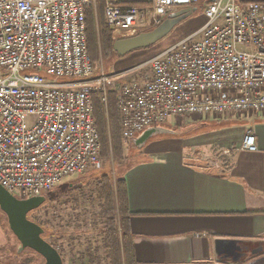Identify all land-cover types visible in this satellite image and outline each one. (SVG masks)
Masks as SVG:
<instances>
[{
    "label": "built area",
    "instance_id": "built-area-1",
    "mask_svg": "<svg viewBox=\"0 0 264 264\" xmlns=\"http://www.w3.org/2000/svg\"><path fill=\"white\" fill-rule=\"evenodd\" d=\"M98 1L0 0V185L19 200L103 167L92 93L100 86L107 106L113 78L94 79L89 54L86 11ZM102 1L114 42L183 9L202 8L206 18L198 31L127 72L149 68L151 76L116 90L124 141L174 118L264 113V2ZM28 70L73 81L22 74ZM240 149L257 152L255 135L249 132Z\"/></svg>",
    "mask_w": 264,
    "mask_h": 264
},
{
    "label": "crops",
    "instance_id": "crops-1",
    "mask_svg": "<svg viewBox=\"0 0 264 264\" xmlns=\"http://www.w3.org/2000/svg\"><path fill=\"white\" fill-rule=\"evenodd\" d=\"M126 62L117 65V73L143 60ZM202 120H192L188 128L214 127L158 139L125 171L138 264H264V113ZM249 132L257 152L240 149ZM225 150L232 155L223 156ZM220 240L235 241L247 252L246 261L218 255ZM9 243L0 222V250Z\"/></svg>",
    "mask_w": 264,
    "mask_h": 264
},
{
    "label": "rangeland",
    "instance_id": "rangeland-1",
    "mask_svg": "<svg viewBox=\"0 0 264 264\" xmlns=\"http://www.w3.org/2000/svg\"><path fill=\"white\" fill-rule=\"evenodd\" d=\"M238 2L240 1L238 0ZM103 3L104 2L102 0H99L97 2L96 8L94 9L92 7L97 25L106 21L103 15ZM204 24L205 12L204 9L199 8L191 18L181 23L175 30L171 32V34H169L155 46H152L148 49L135 51L125 57H117L115 55H111L109 57L103 52L100 42L99 51L93 59L95 66L94 79H99L102 77L113 78L108 82L109 84H107L106 87L108 90L109 99L110 93H115L117 95L116 90L120 84L132 82L134 80L141 82L146 78H150L151 76V71L149 68L140 71L138 70L132 73L127 72L137 69L147 60L159 55L163 51L189 37ZM98 31L99 30L97 29V33H99ZM147 55L149 56L147 57ZM133 57H137V59H141L143 62H141L138 67L124 72L127 74L126 76L120 77L122 74L117 73V65L119 63V65L125 64L127 63L126 61H129ZM22 74H37L46 79L47 82L51 83L73 81L72 79L68 78L49 77L44 72H38L35 70H28ZM93 88L96 89V93H98L101 97V94L98 92L101 87L94 86ZM104 106L106 109H108L109 102L107 106ZM225 118L226 117H218L216 119L222 120ZM204 120L205 118L202 121ZM193 121L192 118H183L181 120L174 118L170 120L169 123L165 125V127L182 132L186 129H189L188 125H190V123ZM211 122H213V120ZM213 124L217 123L213 122ZM204 125L205 126L201 129H195L188 134H182L179 136L163 135L155 137L148 141L146 146L142 149L135 147L133 143L124 141L121 128V157L115 158L112 151L110 152L109 158H105L102 155L103 167L101 170L89 171L84 175L68 178L64 184L57 187L55 190L45 196L47 198L45 204L40 209L29 214L28 219L34 223L37 222L39 224H43L46 227H50L53 230L56 235L55 241L58 242L60 252L65 255V261H67L68 264H105L104 251L102 249V222L98 216L99 202L96 195V185L94 184L93 178L105 173L110 174L112 178L123 177L127 167L135 162L137 160V156L141 155L142 151L152 142L162 138H184L214 127L211 126L212 124L210 123H205ZM0 221L10 237L8 248L5 251L0 252L1 264H28V260H32V263L29 264L44 263L43 258L33 251L25 250L19 253L20 243L11 232L7 217L1 211V209ZM240 253L242 255L240 261L238 262L244 263L246 261L245 259L247 258V252L242 249V252ZM255 253V251L251 252L248 254V256L251 257V255H255Z\"/></svg>",
    "mask_w": 264,
    "mask_h": 264
},
{
    "label": "trees",
    "instance_id": "trees-1",
    "mask_svg": "<svg viewBox=\"0 0 264 264\" xmlns=\"http://www.w3.org/2000/svg\"><path fill=\"white\" fill-rule=\"evenodd\" d=\"M136 4L141 5L140 3ZM86 22L89 54L92 61L97 55L100 46L109 57L111 55L120 57L114 52L112 28L107 21L96 24L92 7L86 11ZM97 29L99 33H97ZM100 42L101 45L99 46ZM92 100L95 123L102 143L103 157L109 158L111 151L115 158L121 157V119L117 95L110 93L108 109L101 103L98 93H92ZM93 179L99 202L98 216L102 222V249L104 251L105 264H138L135 257V236L131 232L130 227L133 215L129 208V194L124 176L112 178L110 174L105 173L95 176ZM37 224L45 230L43 238L59 251L65 261V255L60 252L53 230L43 224ZM5 250L2 249L0 252ZM29 263H32V260H28Z\"/></svg>",
    "mask_w": 264,
    "mask_h": 264
},
{
    "label": "water",
    "instance_id": "water-1",
    "mask_svg": "<svg viewBox=\"0 0 264 264\" xmlns=\"http://www.w3.org/2000/svg\"><path fill=\"white\" fill-rule=\"evenodd\" d=\"M197 10V8L183 9L151 31L141 32L133 37L115 41L114 52L120 57H125L135 51L155 46L171 34L181 23L191 18ZM193 130L195 129L189 128L181 132L165 126L151 127L135 138L132 143L135 147L142 149L148 141L155 137L163 135L179 136L191 133ZM46 200L45 196L19 200L0 185V209L7 217L11 232L20 243L19 253L30 250L43 258V264H65L59 251L43 238L45 230L28 219V215L40 209ZM216 249L218 255L231 258L233 262H238L241 259L242 254L239 252L240 249L235 241H217Z\"/></svg>",
    "mask_w": 264,
    "mask_h": 264
}]
</instances>
